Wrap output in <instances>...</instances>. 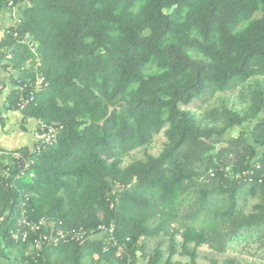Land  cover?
I'll return each instance as SVG.
<instances>
[{
	"label": "trees",
	"instance_id": "obj_1",
	"mask_svg": "<svg viewBox=\"0 0 264 264\" xmlns=\"http://www.w3.org/2000/svg\"><path fill=\"white\" fill-rule=\"evenodd\" d=\"M14 3L22 16L0 40V63L10 55L4 68L17 70L22 85L43 79L20 111L59 130L38 154L20 151L33 153L32 177L15 179L16 168L5 174L0 159L1 257L9 250L19 264H124L128 256L181 264L178 256L197 264L203 245L221 255L240 232L264 231V0ZM237 87L247 90L245 109L222 103L206 112L209 125L181 108ZM20 90L17 83L14 108ZM162 130L158 155L123 166ZM190 194L198 196L182 213ZM241 194L257 199L248 213L238 209ZM24 200L31 219L65 229L113 224L128 250L103 252L99 239L39 250L32 235L14 241Z\"/></svg>",
	"mask_w": 264,
	"mask_h": 264
},
{
	"label": "built area",
	"instance_id": "obj_2",
	"mask_svg": "<svg viewBox=\"0 0 264 264\" xmlns=\"http://www.w3.org/2000/svg\"><path fill=\"white\" fill-rule=\"evenodd\" d=\"M17 4L14 0H5V8H13ZM20 23V19L18 20ZM31 52L35 51V45L33 42L25 36L22 40ZM3 64V63H0ZM43 79L37 78L34 82H28L21 84V92L18 94L16 108L18 110L25 109L29 104L35 100V93L42 89ZM41 134L37 139L36 146L34 148L35 154H38L46 146L52 145L57 140L58 128L47 127L43 124L40 125ZM33 153L26 154L20 151H6L0 147V159H4V165L6 172H10V169L16 168L17 174L15 179H20L28 175L32 177L30 172L31 167L34 164ZM9 160V161H7ZM225 172L228 169H224ZM247 172H243L245 176ZM209 175L213 176V173L209 171ZM26 199V198H25ZM115 227L113 224L104 225L99 224L94 229H65L60 221L54 222L46 218L33 220L29 217L27 205L25 200L21 202V209L18 220V229L10 232L11 239L14 241L26 242L32 235V243L35 249H40L43 245L66 244V243H85L94 239H99L104 242L103 252H107L110 248H117L120 252H127L128 248L126 243L129 242L127 238L125 242H120L114 237ZM124 264H136L135 259L127 257Z\"/></svg>",
	"mask_w": 264,
	"mask_h": 264
},
{
	"label": "rangeland",
	"instance_id": "obj_3",
	"mask_svg": "<svg viewBox=\"0 0 264 264\" xmlns=\"http://www.w3.org/2000/svg\"><path fill=\"white\" fill-rule=\"evenodd\" d=\"M246 92L247 90L242 87H237L225 93L215 94L211 98L206 94L197 100H193L187 106H181V108L190 111L198 123L209 125L210 122L206 120V112L213 108H218L222 103L238 112L244 110L249 100L247 97L242 100L241 96H243L242 94H245V97ZM261 116H264V110ZM237 132L238 129L235 128L227 134L226 138L235 136ZM165 142L166 139L162 130L159 134L155 135L152 143L148 147L145 149H135L125 156L123 159V166H126L135 160H143L145 158V153L153 156L158 155ZM196 196H198V194H190L189 197L181 202L179 208L182 213L190 210V208L192 209V204L194 203ZM256 202V198L241 194L238 198V209L244 213H248ZM202 217L203 214L201 215V218ZM196 226L197 228H200L201 226L206 227V225H203L200 220L197 222ZM176 238L179 240L178 236H176ZM157 240L158 239H152L145 243L146 251L148 253L153 251ZM165 248L166 246H164V249ZM174 260L180 261L181 264H189L187 259H182L178 256H175ZM228 261L230 264H264V231L250 233L245 231L240 232V235L236 239L228 243L225 253L221 255L214 253L205 245L198 249L197 264H228ZM137 264H142V262L139 261Z\"/></svg>",
	"mask_w": 264,
	"mask_h": 264
},
{
	"label": "crops",
	"instance_id": "obj_4",
	"mask_svg": "<svg viewBox=\"0 0 264 264\" xmlns=\"http://www.w3.org/2000/svg\"><path fill=\"white\" fill-rule=\"evenodd\" d=\"M22 5L13 8L2 7L0 10V40L8 29L15 27L21 19ZM10 55L0 64V147L6 151L32 152L41 134V123L34 119H25L20 110L14 108L17 70L4 65ZM25 68H28L26 65ZM18 255L7 250L0 256V264H19Z\"/></svg>",
	"mask_w": 264,
	"mask_h": 264
}]
</instances>
